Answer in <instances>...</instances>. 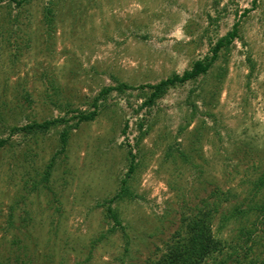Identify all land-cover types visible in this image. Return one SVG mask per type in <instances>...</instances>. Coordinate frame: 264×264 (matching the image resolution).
Returning <instances> with one entry per match:
<instances>
[{"label":"rangeland","instance_id":"rangeland-1","mask_svg":"<svg viewBox=\"0 0 264 264\" xmlns=\"http://www.w3.org/2000/svg\"><path fill=\"white\" fill-rule=\"evenodd\" d=\"M18 1L0 0V263L150 264L208 184L246 195L264 170V0ZM235 25L206 74L142 106ZM220 213L227 257L243 226L262 237Z\"/></svg>","mask_w":264,"mask_h":264},{"label":"trees","instance_id":"trees-1","mask_svg":"<svg viewBox=\"0 0 264 264\" xmlns=\"http://www.w3.org/2000/svg\"><path fill=\"white\" fill-rule=\"evenodd\" d=\"M15 4H20L18 0H10ZM25 1V0H21ZM238 39L237 25L233 26L232 30L225 36L221 37L212 46L210 55L202 60L195 61L189 70L183 72L182 75H172L171 77L160 81L156 85L148 86L151 93L144 101L145 108H151L155 102L162 98L168 88L178 84L196 79L200 75H204L212 67L218 59L220 51L228 49L235 39ZM128 88L126 85L120 84L116 91H123ZM111 89H104L101 95L106 94ZM96 113L91 112L82 114L81 120L92 121ZM53 122L44 121L40 124L33 123L18 129L32 133L35 130H48ZM6 144V141L0 140V148ZM132 157L129 172L132 171ZM221 184H208L206 188V196L203 197L199 205H196L194 210L183 213L180 218V224L177 230L174 231L170 240L165 244L158 257H155L150 264H206L209 260L217 261V264H264V170L258 176L247 179L245 185L247 189L246 195L238 200V195L230 187L224 189ZM235 201L228 209L220 213V209ZM220 213L221 226H225L231 221L241 222L254 218L255 223L263 228L262 237L257 242L252 238L255 228H244L238 230V237L243 238V250L241 253L234 247L232 253L227 257L226 241L223 238H218L217 231L213 230L212 221L217 214ZM115 218V215H110ZM259 217L261 218L259 220ZM220 226V227H221ZM221 231V229H219ZM249 242V243H248ZM159 249V248H158ZM260 254L254 256L255 250ZM214 259V260H212ZM4 264V263H0Z\"/></svg>","mask_w":264,"mask_h":264}]
</instances>
